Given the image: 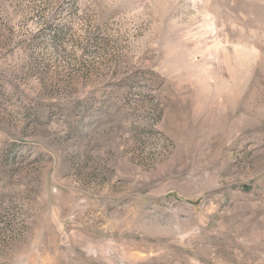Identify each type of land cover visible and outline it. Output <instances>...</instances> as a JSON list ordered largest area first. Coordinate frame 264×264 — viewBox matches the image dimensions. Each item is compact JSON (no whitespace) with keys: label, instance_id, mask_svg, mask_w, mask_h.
I'll return each instance as SVG.
<instances>
[{"label":"rangeland","instance_id":"374dc122","mask_svg":"<svg viewBox=\"0 0 264 264\" xmlns=\"http://www.w3.org/2000/svg\"><path fill=\"white\" fill-rule=\"evenodd\" d=\"M0 264H264V0H0Z\"/></svg>","mask_w":264,"mask_h":264}]
</instances>
